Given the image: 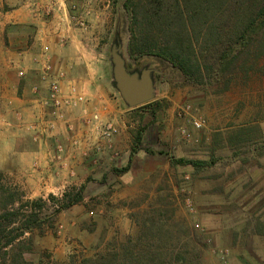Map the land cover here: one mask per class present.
Segmentation results:
<instances>
[{"label": "rangeland", "instance_id": "1", "mask_svg": "<svg viewBox=\"0 0 264 264\" xmlns=\"http://www.w3.org/2000/svg\"><path fill=\"white\" fill-rule=\"evenodd\" d=\"M77 3L76 10L69 2L64 7L75 42L64 55L70 61L54 64L66 73L65 92L75 83L85 100L67 109V114L75 109L80 113L76 121L67 115L58 124L67 139H58L56 146H71L78 139L83 151L78 150L80 163L68 168L73 180L55 185L44 180L40 184L33 175L40 165L29 155L34 140L27 125L40 115L31 119L22 112L27 98L37 101L40 109L38 97L45 89L34 94L32 87L39 83L41 69L26 72L19 49L2 30L10 4L0 0V193L13 189L26 201L82 190L78 203L45 222L43 229L37 226L23 235L26 260L129 264L132 255L127 252L134 251V257L150 264H264V31L255 32L247 48L233 45L228 34L232 35L234 7L224 10L223 37L205 52L213 70L194 82L156 56L137 61L130 57L124 0ZM53 14L50 9L46 15ZM79 19L85 20L84 26ZM117 27L127 63L133 69H156L155 114L128 107L112 85L110 46ZM234 47L236 62L220 68L221 54ZM97 116L117 127L110 145L105 143L101 151L88 147L100 136L101 124L89 123ZM194 118L201 120V128L193 126ZM75 122L80 130L86 124L84 131L90 133L81 131L82 135ZM140 131L143 144L130 169L115 172L128 164L134 135ZM181 158L198 164L174 162ZM54 209L50 204L42 217Z\"/></svg>", "mask_w": 264, "mask_h": 264}, {"label": "trees", "instance_id": "2", "mask_svg": "<svg viewBox=\"0 0 264 264\" xmlns=\"http://www.w3.org/2000/svg\"><path fill=\"white\" fill-rule=\"evenodd\" d=\"M123 6L130 21V57L137 61L144 56H156L194 82H201L213 70L206 64L205 52L217 46L223 37L224 10L228 12L234 7L232 35L228 34L233 45L247 48L254 40L253 34L264 31V0H124ZM235 52V47L232 52H223L219 67L225 70L234 64L238 58ZM127 65L133 69L131 63ZM158 106L159 101L152 100L133 109L155 114ZM143 139L142 131L134 135L128 164L115 168V172L130 169ZM174 162L198 164L182 158ZM81 192L79 189L75 193L67 191L62 197L50 194L48 199L26 201L16 197L17 191L13 189L0 193V264H29L24 256L23 235L37 226L43 229L45 222L51 223L61 211L78 203ZM50 203L57 207L43 218L42 211L49 209ZM127 253L132 255L129 264H150L144 258L134 257V251Z\"/></svg>", "mask_w": 264, "mask_h": 264}, {"label": "crops", "instance_id": "3", "mask_svg": "<svg viewBox=\"0 0 264 264\" xmlns=\"http://www.w3.org/2000/svg\"><path fill=\"white\" fill-rule=\"evenodd\" d=\"M5 1L7 4H10V9L4 13V20L1 22L3 25L2 30L7 31L11 46L19 49L15 52L20 55V60L24 64L26 72L27 69H41L42 64L47 59L51 60L53 64H58L60 61L63 63L70 61V57L67 58L64 55L71 51L69 43L75 42L71 27L67 22L68 17L64 11L66 3L62 0ZM48 8L53 9V16L46 15ZM44 46H49L50 49L46 54L43 50ZM32 96L34 95L32 94ZM24 97L25 95H23L20 101H23ZM32 103H35V101L31 98L24 100L22 112L26 117L31 119L35 117L36 119L41 112V108H38L37 101L35 105H32ZM78 113H80L79 110L75 109L67 115H69L70 119L73 118L76 121V114ZM75 124L79 132L80 123L75 122ZM86 127L87 125L85 124L83 129L87 130ZM62 128L61 123L50 137L45 138L41 142H34L31 134L27 131L34 144H32L31 151L29 152L30 158L36 161L37 165H40L39 171L33 175L36 176L37 182L40 184H42L43 180L46 184L50 182L51 184L56 183L55 185L58 184V181H61V183L66 180L72 181L73 179L69 176L71 175V171L68 168L69 166L73 168L81 161V151L79 152L78 150L82 149L83 151V147H73L71 144L69 146L68 142L64 145L67 152L64 162L53 160L57 150L56 141L58 139L60 141L67 139L66 132ZM84 130L81 129L80 132H85ZM82 132L81 134L83 135ZM85 133L89 134L90 132ZM53 135L55 136L53 137ZM84 145L86 146L87 142H84Z\"/></svg>", "mask_w": 264, "mask_h": 264}, {"label": "built area", "instance_id": "4", "mask_svg": "<svg viewBox=\"0 0 264 264\" xmlns=\"http://www.w3.org/2000/svg\"><path fill=\"white\" fill-rule=\"evenodd\" d=\"M64 3L69 2L73 10L78 8L77 0H62ZM91 0H83L84 3L89 4ZM47 14L50 13V9L47 10ZM81 18V17H79ZM73 19H77L76 16ZM77 23L81 26L85 25L84 19L77 20ZM44 53L49 51V46H44ZM20 76L25 75V71L22 69L19 71ZM66 73L62 67L54 65L51 61L47 59L46 62L42 64L41 70L39 72V83L35 84L32 87V92L38 94L41 89L44 87L45 94L44 96H39V106L41 112L36 121L27 125V130L32 135V139L36 142H41L45 138L50 137L53 131L57 128L60 122L66 121L67 118V109L78 105L79 103L85 100V96L82 93V90L74 83L69 88L68 92L64 90V79ZM38 96V95H37ZM46 109V110H45ZM100 118L97 116L93 120H89V123L94 122L95 124L100 125L99 128V139L97 142L90 141L88 147L92 146L98 151H101L105 148V143L110 145V141L113 139L117 133V127L111 121L100 122ZM97 124V125H98ZM192 124L195 128H201L203 123L201 120L194 118ZM73 130L72 125L69 126ZM185 132V130H184ZM104 142V146L102 143ZM73 146H79L80 140L74 139L72 141ZM66 149L63 143L57 144L56 155L54 156V161L64 162ZM55 193H53L54 195ZM57 194H55L56 196ZM63 196V195H62ZM60 196V197H62ZM49 197V196H48ZM48 197L44 199H48ZM58 197V196H57ZM189 202V200H188ZM51 204V203H50ZM53 205V204H52ZM188 206H191V203H188ZM56 208L57 205H54Z\"/></svg>", "mask_w": 264, "mask_h": 264}, {"label": "water", "instance_id": "5", "mask_svg": "<svg viewBox=\"0 0 264 264\" xmlns=\"http://www.w3.org/2000/svg\"><path fill=\"white\" fill-rule=\"evenodd\" d=\"M120 27L110 46L112 85L124 103L131 108L150 102L156 97V69L144 66L129 69L122 51Z\"/></svg>", "mask_w": 264, "mask_h": 264}]
</instances>
